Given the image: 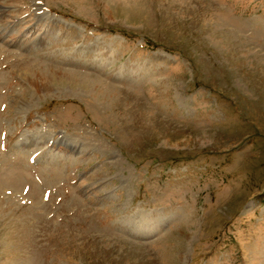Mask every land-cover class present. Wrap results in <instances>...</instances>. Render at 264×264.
I'll return each instance as SVG.
<instances>
[{"label": "rangeland", "instance_id": "obj_1", "mask_svg": "<svg viewBox=\"0 0 264 264\" xmlns=\"http://www.w3.org/2000/svg\"><path fill=\"white\" fill-rule=\"evenodd\" d=\"M0 264H264V0H0Z\"/></svg>", "mask_w": 264, "mask_h": 264}]
</instances>
